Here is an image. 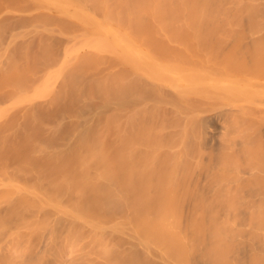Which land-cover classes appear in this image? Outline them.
Here are the masks:
<instances>
[{
  "label": "bare ground",
  "instance_id": "obj_1",
  "mask_svg": "<svg viewBox=\"0 0 264 264\" xmlns=\"http://www.w3.org/2000/svg\"><path fill=\"white\" fill-rule=\"evenodd\" d=\"M91 1L98 9L88 5L94 11L88 17L81 0L55 10L82 25L100 10L96 29L108 39L67 46L63 64L83 53L118 61L119 73L110 69L102 81L120 88L121 105L104 100L94 125L93 112L79 109L66 119L72 135L55 148L22 131L34 142L28 141L29 154L57 172L39 175L27 161L0 162V264H194L204 230L213 240L206 251L216 255L208 264H223L217 254L227 248L218 234L264 235V41L238 43L221 33L207 44L206 20L231 26L229 17L207 14L212 0ZM215 4L230 5L235 14L259 6L256 0ZM54 73L46 83L63 85L62 71ZM126 89L135 90L131 108ZM55 102L44 103L46 110ZM18 104L0 106V121L12 113L16 125L24 120L44 137L57 135L60 120L43 125L33 104L14 111ZM5 132L2 138H9ZM238 204L256 222L247 229L235 221ZM124 251L128 257H121Z\"/></svg>",
  "mask_w": 264,
  "mask_h": 264
},
{
  "label": "rangeland",
  "instance_id": "obj_2",
  "mask_svg": "<svg viewBox=\"0 0 264 264\" xmlns=\"http://www.w3.org/2000/svg\"><path fill=\"white\" fill-rule=\"evenodd\" d=\"M69 1L70 0H61L59 5H55L56 0H0V106H6L16 101L17 104L19 103L18 108L20 107L22 109L24 108L23 110H27L31 108L33 104L32 111L36 109L33 113L36 111L37 114L35 116L38 115L34 118H38L39 122L40 120L43 121V125H47V122L51 124L57 120L61 121L60 129L57 130V135L50 138L51 136L44 137L43 129H40L38 126L31 128L27 126L28 124L24 125V120L21 123L22 125H16V122H18L16 119L17 117L15 118L12 113L8 114L0 121V132H2V134L0 133V140L3 139V144L0 143V162H6L12 165L13 163L23 164L27 161L29 168L38 172L39 175L46 173V175L52 177L55 176L57 168H55L52 162L49 163L43 157L38 156L39 158H34V156H31V154H29V146H31L29 143L33 144L37 142L43 144L44 142L46 146L47 144L51 145H49V148L60 146L64 144V142H67V138L72 135L71 129L73 126L68 125L66 119L72 116L76 111L79 109L83 110L85 114H87L86 116H89V114L93 112L90 116H93L91 119L96 121H92L94 125L102 120L100 116L103 114L98 113L99 115L97 114V116L95 113L98 112V107L101 106L104 100V102L109 101L111 103L108 107L118 108V104L122 101L120 100L119 102L117 99L120 97L123 98V96H120L122 92L118 90L120 88L115 89V87H112L115 89V91H113L114 89L112 90L109 84L107 86L105 82L103 83L108 70L114 71L115 69V73L113 72L114 75L119 70V68L117 69V67H120L118 61H112L113 59L110 60L108 58L109 56L107 57L105 54L96 53V55L91 56V54L88 55L83 53L84 55H81L83 58L81 57V59L77 61L74 60L73 62H71L70 59L69 63L65 62L63 64L65 58L63 50L67 46L76 48L77 46L74 45L76 43L78 46H81L84 44L83 42L87 43L90 40H92V43L99 41L103 43L108 39L106 36L101 39L96 29V26L102 27L101 22L103 15L100 10H95L96 14H92L95 19L90 21L91 23L85 22V25L55 10L61 5L66 7L65 3ZM221 1L227 2L228 0H212L207 14L211 16L219 15L222 17L224 15L225 17H229L231 26H224L221 18L215 21L214 25L209 26L208 24H210L211 21L206 20L204 22V28L211 31V35L207 39V44H215L214 41H217L221 33H225L226 40L238 43L246 42L248 44L264 41V0H256L259 3L257 9L248 10L244 8L242 9L243 11H240L238 14H235L233 9H230V5L226 7L223 6L222 8H220L218 4L213 5L215 2ZM97 3H99L98 0H96V4ZM90 4H93L91 7L98 9L97 6H94V1L90 0V2H88V0H81V2H79V6L84 11L82 12L83 17H88V14L86 13L84 15V13H89V11L92 10H89L90 7L88 5ZM82 5L84 7H82ZM92 13H94L93 10ZM73 45L76 47H73ZM72 48H70V50H72ZM62 57L64 58L62 59ZM66 57L70 58L73 56ZM59 60L61 61L58 62ZM57 63H59L57 67L62 68V70H59L57 67L55 68ZM54 69H56L57 72L62 71L61 79L65 78L63 79V85L59 84L58 87L57 84L59 82L56 83V85L50 84L51 82L46 83V77L49 78L55 74L54 72H56V70ZM48 71L50 75L46 76ZM118 73L119 71L117 74ZM50 79L52 80V78ZM55 80L57 82L56 78ZM44 81L49 87L52 86L51 89L48 87L50 90H45L46 87L44 86L46 85L43 83ZM55 86L57 88L61 87V89L59 88L55 91ZM113 92L117 94L112 96L110 93ZM52 93H54V95ZM126 93L128 95L132 93L127 99L128 101L130 100V104L125 103L127 104L126 108H131L134 103L132 100L135 95V90L128 89ZM146 95H150V93L147 92ZM52 96L55 98L53 101L51 100ZM48 100L52 103L56 101L55 104L57 107L53 108L54 110H50V106L49 110H46L47 105L45 104H47ZM119 105H121V103ZM36 106L41 108H35ZM18 108L16 107L14 111H23ZM96 116L99 117V121H97L98 119H96ZM11 118L15 119L9 124ZM12 126L15 131L10 129ZM5 130L10 133L8 134V136L10 135L9 138L7 135V138H2V135L7 133ZM22 131L27 132L26 136L32 138L34 142L32 139H30V141L22 137V135H24ZM28 141L30 142L28 143ZM253 146H256V144ZM256 148L259 150L260 146ZM252 150L254 153L251 154L252 156L249 162L251 165L254 164L253 160L256 157L255 148ZM258 153L259 152H257V154ZM239 158L242 159L243 157L240 156ZM242 161L243 164H245L247 160L244 158ZM67 166H70V163H68ZM251 204L253 205L254 203ZM236 209L238 216L235 221H237L236 223L238 225L247 229L248 226H252L256 223L248 219L249 217L247 218L245 213L243 214L245 210L244 205L238 204ZM237 218L239 219L237 220ZM206 228L205 226V229ZM225 234L223 233L222 236L221 234L217 235V239H220L221 242L223 241V244H226L227 248L225 251H220L217 254V256L226 258L223 264H264V235L259 233H246V230L234 234L227 233L228 236H225ZM208 235L209 234L204 230V234L198 237L199 241L197 243H199V246L197 249L195 246L196 253L194 255L196 259L194 264H208V261L216 256L214 253L208 250L206 251L210 240L213 241L211 235L209 236L210 238ZM125 253V251L124 253H120L121 257L122 254L125 257ZM128 256L126 255V257ZM118 257L119 256L116 255L117 260H119ZM123 262L126 263L127 261Z\"/></svg>",
  "mask_w": 264,
  "mask_h": 264
}]
</instances>
